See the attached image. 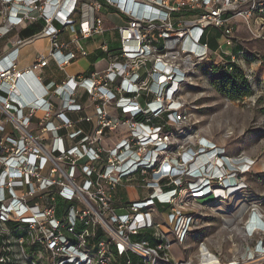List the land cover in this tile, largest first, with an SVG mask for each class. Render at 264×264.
I'll return each mask as SVG.
<instances>
[{"label":"built area","instance_id":"1","mask_svg":"<svg viewBox=\"0 0 264 264\" xmlns=\"http://www.w3.org/2000/svg\"><path fill=\"white\" fill-rule=\"evenodd\" d=\"M106 11L121 21L119 48L100 47L106 67L48 79L51 64L88 57L81 42L107 32ZM239 19L264 40V0H0V43L42 25L0 54V264H188L167 252L200 208L243 195L257 165L199 133L187 99L197 67L214 62L207 31L230 47ZM37 40L48 55L20 69V50ZM219 49L217 65L241 67L245 52ZM244 230L260 238L231 263L264 264L257 204ZM202 246L195 264L208 260Z\"/></svg>","mask_w":264,"mask_h":264},{"label":"rangeland","instance_id":"2","mask_svg":"<svg viewBox=\"0 0 264 264\" xmlns=\"http://www.w3.org/2000/svg\"><path fill=\"white\" fill-rule=\"evenodd\" d=\"M239 23H243L241 19ZM208 31L211 33L210 46L215 50L214 62L197 67L192 77V85L187 90V99L192 103V114L199 121L196 128L199 133L225 147L230 155L244 154L255 159L257 165L254 173L246 180L249 189L243 195L198 210V219L185 243L174 244L172 253L167 252L171 263H174V256L178 262L195 264L202 244L217 255L223 264L237 262L245 259L247 246L260 238L255 236L249 239L244 230L249 210L253 205L257 204L264 212V75L255 73L257 70L253 69L261 60L257 56L259 51L254 53L252 50L251 54L248 48L246 51L254 60L251 58L250 62L242 58L240 65L252 88V95L234 101L222 94L214 84V80L221 76V69L224 67L216 63L222 53L218 46H225L226 39L224 37L218 39L212 29ZM109 36L113 37L118 46V33L113 32ZM6 43L7 41L3 43V48L6 47ZM104 67L105 65L100 64L96 70L100 71ZM212 67L216 69L212 70ZM131 197H135V193L131 192ZM244 208L246 212L242 214ZM160 212L163 214L162 230L169 233L167 225L169 210L161 208ZM160 254L164 256L163 252ZM132 260L134 263L138 261L134 257Z\"/></svg>","mask_w":264,"mask_h":264},{"label":"crops","instance_id":"3","mask_svg":"<svg viewBox=\"0 0 264 264\" xmlns=\"http://www.w3.org/2000/svg\"><path fill=\"white\" fill-rule=\"evenodd\" d=\"M105 22L104 27L107 29V32L101 36H96L93 39L82 41V45L88 50L89 55L86 58L78 57L76 61H74L72 64H70L64 71L58 70L53 64H51L47 69V77L48 79L62 82L68 77L71 76H78V75H84L88 76L91 72L96 70V67L98 65H105L106 67V56L100 49L102 44L107 43L112 50H117L119 48V41L118 46H116V43L113 39V37H110L109 34L113 32L118 31L115 29L114 24H119L120 18L118 16L109 14V12L103 13ZM42 30L41 24H34L30 27H27L25 29H17L14 30L10 35H8L7 38H4L0 43V54H3L11 49L13 44L18 39H29L36 34H38ZM214 32V36H216L218 39L222 38V32L216 29H212ZM119 35V34H118ZM61 38L65 41H69L72 38V35L69 31H66L62 33ZM211 38V33L207 31L206 35V41L209 43ZM7 41L6 47L3 48V43ZM210 45V43H209ZM222 45H219L220 47ZM211 47V46H210ZM49 42L47 40H37L31 44H28L24 46L20 50V56H19V68L25 69L30 67L41 55H48L49 53ZM224 51L232 53V54H240L241 52H245L242 56L243 59L246 61L251 62L250 55L246 51L248 48L250 53H255L257 50L258 58L264 61V40H251L249 34L246 31V28L243 23H239V20H236L235 24V34L233 38V45L228 46H222ZM212 49V48H211ZM213 50V49H212ZM253 50V52H252ZM215 51V50H213ZM263 52L261 54V52ZM241 58V59H242ZM254 60V58H252ZM257 63V62H256ZM253 65V64H252ZM104 67V68H105ZM253 69H255V73L264 75V66L256 65L253 66Z\"/></svg>","mask_w":264,"mask_h":264},{"label":"trees","instance_id":"4","mask_svg":"<svg viewBox=\"0 0 264 264\" xmlns=\"http://www.w3.org/2000/svg\"><path fill=\"white\" fill-rule=\"evenodd\" d=\"M221 70V76L214 80V84L222 94L234 101L252 95V88L241 68L235 67L233 73H228L224 67Z\"/></svg>","mask_w":264,"mask_h":264},{"label":"bare ground","instance_id":"5","mask_svg":"<svg viewBox=\"0 0 264 264\" xmlns=\"http://www.w3.org/2000/svg\"><path fill=\"white\" fill-rule=\"evenodd\" d=\"M245 212H246V210L244 208L242 211V214ZM254 221H255V219H254ZM202 247H203L202 251L205 255H207L206 258L208 259V260L203 261V264H220V261H218L217 258L213 257V255L210 253L209 249L206 246H202ZM255 262L256 261L250 262L247 264H253ZM231 264H240V263H231ZM244 264H246V263H244Z\"/></svg>","mask_w":264,"mask_h":264}]
</instances>
